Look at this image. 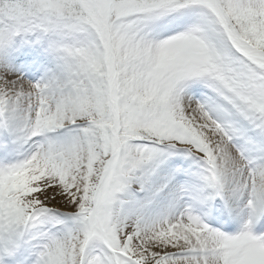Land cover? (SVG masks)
<instances>
[{"label": "snow or ice", "instance_id": "snow-or-ice-1", "mask_svg": "<svg viewBox=\"0 0 264 264\" xmlns=\"http://www.w3.org/2000/svg\"><path fill=\"white\" fill-rule=\"evenodd\" d=\"M0 264H264V0H0Z\"/></svg>", "mask_w": 264, "mask_h": 264}]
</instances>
